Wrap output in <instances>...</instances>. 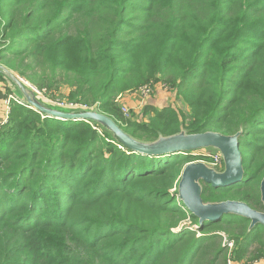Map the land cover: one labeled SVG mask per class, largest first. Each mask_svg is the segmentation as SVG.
I'll list each match as a JSON object with an SVG mask.
<instances>
[{
	"label": "trees",
	"instance_id": "16d2710c",
	"mask_svg": "<svg viewBox=\"0 0 264 264\" xmlns=\"http://www.w3.org/2000/svg\"><path fill=\"white\" fill-rule=\"evenodd\" d=\"M0 64L84 106L61 110L96 108L142 141L239 133L243 180L203 184L202 198L264 212V0H0ZM163 79L190 111L125 117L117 96ZM194 152H135L97 122L12 103L0 128V264H228L224 238L234 260L255 264L264 225L200 222L179 198L185 165L211 160Z\"/></svg>",
	"mask_w": 264,
	"mask_h": 264
},
{
	"label": "water",
	"instance_id": "95a60500",
	"mask_svg": "<svg viewBox=\"0 0 264 264\" xmlns=\"http://www.w3.org/2000/svg\"><path fill=\"white\" fill-rule=\"evenodd\" d=\"M0 73L14 85L15 91L25 103L40 112L61 119H85L97 122L113 133L123 145L135 152L163 155L206 148L217 150L223 159L224 169L217 170L203 161L186 164L179 181V198L187 209L199 218L200 222L221 219L225 215H236L250 220V228L256 224L264 225V212L252 208L243 201L204 202L202 198L203 184L226 187L243 180L244 167L238 141L239 133L234 135H225L215 131L188 133L181 128L178 133L169 136L160 135L152 142L142 141L128 134L110 116L101 113L96 108L76 112L47 107L33 90L2 64H0ZM260 192L264 203V178L260 184Z\"/></svg>",
	"mask_w": 264,
	"mask_h": 264
},
{
	"label": "rangeland",
	"instance_id": "374dc122",
	"mask_svg": "<svg viewBox=\"0 0 264 264\" xmlns=\"http://www.w3.org/2000/svg\"><path fill=\"white\" fill-rule=\"evenodd\" d=\"M16 76H18L19 79H21L22 81L24 80L26 84L34 85L32 82L27 81L28 79L25 76H19V75H16ZM171 76H172L171 72H167V77H171ZM164 78L166 79V77ZM0 84H2L0 85V89H1L0 99L2 100L3 97L5 96V93H7L9 89L8 86L12 88L13 84L1 75H0ZM146 85H149L151 87L152 93L148 97H142L140 89ZM60 90H61V93H60L61 95L63 94L66 95L69 92L68 87L65 85L61 86ZM57 96H59L57 98L63 99V97H61L59 94ZM117 101L121 109L126 110L125 112L122 110L125 117L129 119H135L139 122H145V123H147L149 120V116L143 114V110L145 109L147 105H152L159 109L172 106L174 108L182 109L185 112L190 111V108L185 103L184 97L177 95L176 91L172 89L171 86L167 82H165L164 79L155 84L145 83V84L139 85L134 90L121 93L117 96ZM65 102L69 103L68 101H65ZM78 108L80 107H77L74 104H67V107H66V109H78ZM194 153L201 154V155L207 154L210 156H214L216 155V153H219V152H217V150L213 148H206V149L197 150ZM211 160L202 159V160H195L192 162L203 161L207 163L209 166H212ZM217 169L222 171L224 168L222 166H218ZM223 243H225V245L228 246L227 251L225 252L226 256H228L227 257L228 259L230 256H232V250H233L235 243L234 241H227L226 238H224ZM256 247H257L256 244L253 245L252 250H254ZM224 257H225V254H224ZM262 260L264 262V258L261 260H258L257 262H261ZM236 262L237 264H245L244 261H236ZM257 262L255 263L258 264ZM263 262L261 264H264ZM222 263H223V258H222L221 263H218V264H222Z\"/></svg>",
	"mask_w": 264,
	"mask_h": 264
},
{
	"label": "built area",
	"instance_id": "2783aa9c",
	"mask_svg": "<svg viewBox=\"0 0 264 264\" xmlns=\"http://www.w3.org/2000/svg\"><path fill=\"white\" fill-rule=\"evenodd\" d=\"M25 83V81L23 80ZM26 84V83H25ZM31 90L34 91L36 96L40 99L48 103L49 105H52L54 107H57L59 109H66L67 104H74V103H67L61 100H55V99H50L45 96L44 91L39 90L37 87L26 84ZM140 92L142 94V97H148L152 93V89L149 85H146L140 89ZM0 94H1V89H0ZM1 100V99H0ZM2 101V110L0 111V128L7 123L11 111V105L12 103H21L24 104L26 107H32L31 105L25 103L21 97H19L18 94L16 93H5V96L3 97ZM77 107L83 108L84 106H81L79 104H74ZM124 112L126 111L125 109H122ZM122 111V112H123ZM211 165L214 168H218V166H221L222 164V157L220 153H216V155L211 156ZM218 170V169H217ZM233 243V242H231ZM233 246V245H232ZM228 264H237L236 260H234L231 256L228 258Z\"/></svg>",
	"mask_w": 264,
	"mask_h": 264
},
{
	"label": "crops",
	"instance_id": "0c3cea01",
	"mask_svg": "<svg viewBox=\"0 0 264 264\" xmlns=\"http://www.w3.org/2000/svg\"><path fill=\"white\" fill-rule=\"evenodd\" d=\"M2 85V84H0ZM2 110V101L0 100V111ZM263 262V260L261 262H257L258 264H261ZM264 263V262H263ZM256 264V263H255Z\"/></svg>",
	"mask_w": 264,
	"mask_h": 264
}]
</instances>
